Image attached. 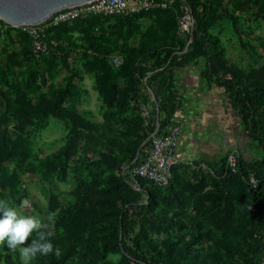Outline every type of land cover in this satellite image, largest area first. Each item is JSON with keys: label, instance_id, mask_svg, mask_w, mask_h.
I'll return each mask as SVG.
<instances>
[{"label": "rangeland", "instance_id": "rangeland-1", "mask_svg": "<svg viewBox=\"0 0 264 264\" xmlns=\"http://www.w3.org/2000/svg\"><path fill=\"white\" fill-rule=\"evenodd\" d=\"M164 1L125 17L46 22L59 47L52 52H37L33 37L0 20V199L42 218L61 252L32 264H136L126 247L149 264H264L249 184L238 168L224 183L207 164L234 150L258 156L225 97H212L222 105L200 142L181 144L170 186L146 183L139 197L122 179L128 153L159 117L170 74L182 88L183 136L193 87L206 89L199 73L150 71L161 69L152 55L179 51L194 38L192 25L183 32L188 7ZM202 1L223 64L243 81L264 85V12L246 0ZM140 200L150 202L152 213L123 236L122 206ZM0 264H21L19 253L0 248Z\"/></svg>", "mask_w": 264, "mask_h": 264}, {"label": "trees", "instance_id": "trees-1", "mask_svg": "<svg viewBox=\"0 0 264 264\" xmlns=\"http://www.w3.org/2000/svg\"><path fill=\"white\" fill-rule=\"evenodd\" d=\"M154 1L158 4L165 3L164 0ZM175 3L177 8L181 4H185L188 7L194 38L192 36L189 43L179 51L168 49L164 52V55L163 52H156V55L152 56L160 60L161 69L153 68L150 71L162 73L171 72L173 69L186 70L195 68L199 73L200 79L205 82L207 92L213 89L221 91L222 95L226 97L229 108L240 118L243 134L249 142L250 148L258 155L251 159L239 155L238 169L249 184L251 202L258 208L260 223L255 241L261 250V254H264V236L262 235L264 230V85L243 81L237 72L223 64L216 42L207 30V22L211 16V11L206 3L202 0H175ZM246 3L249 9L257 7L264 12V0H246ZM195 35L198 37H195ZM45 40L49 45V52L59 49V47L52 44L49 36L46 35ZM181 94L182 88L176 77L171 73L168 84L162 91V102L158 113V116L162 115L163 119L160 120L158 117L153 126L146 127L148 130L146 136L141 140V143L136 145L133 151L128 153L125 167L131 166L139 156L145 154L142 145L157 130V121L160 123L159 133L167 127L176 124L178 114L184 108ZM227 159L228 156L224 154L213 156L207 161L214 175L224 183L230 178ZM123 170L124 168L122 172ZM252 178L258 183L256 188L251 185ZM122 179L128 188H133V191L139 197H142V191L138 188L135 189L126 177L123 176ZM146 183L149 182L140 181L139 184L142 188H145ZM151 213L150 202H144L143 200L135 203L125 202L120 213L122 235H128L134 229V224L137 220L147 218ZM126 253L136 264H149L145 258L141 257L132 248L126 247Z\"/></svg>", "mask_w": 264, "mask_h": 264}, {"label": "built area", "instance_id": "built-area-1", "mask_svg": "<svg viewBox=\"0 0 264 264\" xmlns=\"http://www.w3.org/2000/svg\"><path fill=\"white\" fill-rule=\"evenodd\" d=\"M156 5L157 3L154 0H93L61 10L43 23L20 26L19 28L33 37L34 47L37 52H47L49 51V45L45 40L47 35L46 28L42 27L46 22H49L50 26L56 27L85 16H126L138 11L153 9ZM182 25L183 32L188 31L192 25V20L190 18L184 19ZM113 61L116 65L122 63L120 57H114ZM154 122H147L146 127L153 126ZM184 125V122L178 118L175 125L167 127L159 133L160 123L157 121V130L142 145L145 154L139 156L131 166L125 167L123 170V176L127 178L134 188L141 190L140 181H147L160 188H166L171 184L174 177V169L180 159ZM236 152L234 150L228 156L227 168L229 170L238 168L239 156ZM251 185L254 188L258 186L254 178L251 179ZM262 235L264 236V230L262 231Z\"/></svg>", "mask_w": 264, "mask_h": 264}, {"label": "clouds", "instance_id": "clouds-1", "mask_svg": "<svg viewBox=\"0 0 264 264\" xmlns=\"http://www.w3.org/2000/svg\"><path fill=\"white\" fill-rule=\"evenodd\" d=\"M51 219V217H49ZM48 225L36 215H23L0 199V248L19 253L21 264H32L38 257L61 255L50 240Z\"/></svg>", "mask_w": 264, "mask_h": 264}, {"label": "water", "instance_id": "water-1", "mask_svg": "<svg viewBox=\"0 0 264 264\" xmlns=\"http://www.w3.org/2000/svg\"><path fill=\"white\" fill-rule=\"evenodd\" d=\"M90 1L93 0H0V20L14 27L37 25L61 10ZM28 206L24 200L23 207Z\"/></svg>", "mask_w": 264, "mask_h": 264}, {"label": "crops", "instance_id": "crops-1", "mask_svg": "<svg viewBox=\"0 0 264 264\" xmlns=\"http://www.w3.org/2000/svg\"><path fill=\"white\" fill-rule=\"evenodd\" d=\"M188 74L190 73H198V71L193 68V69H186L185 70ZM187 76V74H186ZM189 76V75H188ZM207 89H201L197 91V87H193V95L194 101L192 102L193 106L190 110V122L188 123L187 126V134L181 138V144L182 147L184 146V142L188 139H192L193 144H198L200 141L199 136L203 135L201 134L202 131L206 130V127L212 123V118L215 119L216 116V111H218V108H221L220 102L221 100L217 101L215 98L213 99L212 97L215 96L216 94L219 97H225L222 95L221 91L217 89H213L210 92H206ZM201 96V99L198 100L197 97ZM208 99H204L207 98ZM212 98V99H211ZM226 98V97H225ZM221 110V109H220ZM184 138V139H183Z\"/></svg>", "mask_w": 264, "mask_h": 264}]
</instances>
